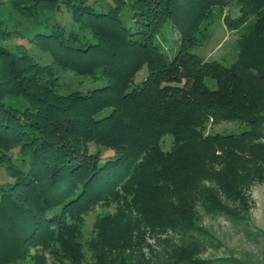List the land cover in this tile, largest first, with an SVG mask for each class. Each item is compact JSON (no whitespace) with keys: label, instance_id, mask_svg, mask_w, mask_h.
Instances as JSON below:
<instances>
[{"label":"trees","instance_id":"1","mask_svg":"<svg viewBox=\"0 0 264 264\" xmlns=\"http://www.w3.org/2000/svg\"><path fill=\"white\" fill-rule=\"evenodd\" d=\"M10 1L30 19L65 7L99 41L80 46L76 35L45 27L12 53L5 44L17 37L0 21V163L20 149L23 165L12 164L19 179L0 197V264L53 243L66 264H87L78 226L107 200L115 212L96 224L90 264H153L139 253L147 236L167 245L169 233L180 239L170 245L168 264H212L199 257V236L209 234L202 214L248 228L252 189L264 183V0H240L256 16L257 39H247V58L230 67L203 63L191 50L213 8L232 0H113L112 11L63 0ZM125 9L133 26L122 20ZM167 24L179 34L174 57L163 46ZM33 51L79 75L101 71L107 84L61 96L45 80L52 68L33 60ZM145 67L146 80L134 87ZM11 96L27 109L7 106ZM210 119L248 129L206 134ZM166 136L170 150L162 147ZM89 143L115 154L102 161Z\"/></svg>","mask_w":264,"mask_h":264},{"label":"rangeland","instance_id":"2","mask_svg":"<svg viewBox=\"0 0 264 264\" xmlns=\"http://www.w3.org/2000/svg\"><path fill=\"white\" fill-rule=\"evenodd\" d=\"M72 4L86 3L87 5L99 10H114L113 0H63ZM122 20L133 26V20L126 9L122 13ZM0 21L3 28L14 34L17 40L6 43L10 52H17V45H26L29 47V41L32 40L38 32L47 28L66 30L68 34L72 33L77 36L79 45H92L99 39L89 30L81 28L79 24L74 23L72 15L62 7V12H45L37 15L36 18L22 15L13 5L12 1L4 2L0 9ZM256 16L250 13L248 6L242 8L240 0H232L225 7H215L210 15L203 22L200 32L197 33L196 45L191 52L199 56L203 63H220L230 67L247 58L248 52L247 39L251 44L256 43L257 37L253 35V25ZM164 47L171 57L178 48L179 34L170 24L164 28ZM259 54V48H256ZM32 59L44 66H50L52 73L45 74V80L52 83L54 90L61 96L71 94H83L104 87L107 84V78L103 72L99 71L94 75H79L73 71L61 69L54 65L53 60L44 55L42 52L33 51ZM260 55V54H259ZM2 65L0 64V80L3 76ZM148 76V69L143 68L134 80V87L141 86ZM210 88L216 89L215 81L208 80ZM5 104L13 110L24 112L27 109V102L20 97H9ZM110 111L101 114V118L109 116ZM248 127L241 122H217L213 119L207 123L205 128L206 134H229L239 133L247 130ZM173 145L171 136H166L162 141V147L170 150ZM89 152L102 156V161L112 157L115 151L110 147L98 145L96 143L88 144ZM20 149L8 152L4 155L0 163V197L5 190H8L19 179V175L14 173L10 168L12 164L17 166L18 170L23 168ZM3 154V153H2ZM9 157V158H8ZM12 162V163H11ZM253 209L251 211L249 227L243 225H233L223 216H211L202 214L201 226L208 231V235L199 236L202 244V251L199 257L212 260V264H264V183L254 186L251 192ZM115 212V203L107 200L94 206L89 212L83 215L82 222L79 224L80 242L85 254L84 262H92L93 253L89 250V242L94 236L96 224L104 215ZM170 236V237H169ZM169 236H160L161 239L169 237L171 242L163 245L155 238L147 236V246L139 253L147 261L153 264H168L167 257L170 252V245L177 244L179 237L173 233ZM52 247L31 249L30 256L24 257L12 264H38L37 258L44 260L46 264H66L58 253L55 243ZM167 250V251H166ZM141 259V256H139ZM224 259V260H221ZM39 260V261H41ZM43 262V263H44ZM173 264V263H170ZM184 264V263H181Z\"/></svg>","mask_w":264,"mask_h":264}]
</instances>
